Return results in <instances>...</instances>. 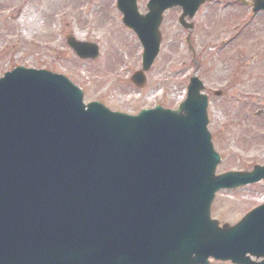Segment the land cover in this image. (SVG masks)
Listing matches in <instances>:
<instances>
[{"label":"water","instance_id":"95a60500","mask_svg":"<svg viewBox=\"0 0 264 264\" xmlns=\"http://www.w3.org/2000/svg\"><path fill=\"white\" fill-rule=\"evenodd\" d=\"M206 0H186L193 18ZM137 14L119 0L138 32L146 82L161 44L160 7ZM171 6V5H169ZM133 15H129V11ZM68 44L82 59L95 44ZM193 77L176 111L132 117L98 103L65 77L17 68L0 81V264H207L209 257L252 262L264 257V205L237 225L211 220L217 191L264 178V168L216 176L220 157L207 131L208 97Z\"/></svg>","mask_w":264,"mask_h":264},{"label":"rangeland","instance_id":"374dc122","mask_svg":"<svg viewBox=\"0 0 264 264\" xmlns=\"http://www.w3.org/2000/svg\"><path fill=\"white\" fill-rule=\"evenodd\" d=\"M147 2L139 0L142 14L148 11ZM115 4L116 0H0V78L17 66L46 69L67 76L82 89L85 103L99 101L112 111L136 115L158 104L176 109L197 72L210 97L208 128L222 159L217 173L264 165V19L237 34L241 26L235 9L203 7L192 20L191 52L188 31L178 24L181 11L167 12L159 28L160 54L139 89L130 77L141 69L142 47L133 31L123 26ZM67 34L79 42L96 43L100 57L80 61L66 43ZM216 91L223 95L216 96ZM262 203L264 182L223 191L213 203V216L233 225Z\"/></svg>","mask_w":264,"mask_h":264},{"label":"flooded vegetation","instance_id":"af4514ba","mask_svg":"<svg viewBox=\"0 0 264 264\" xmlns=\"http://www.w3.org/2000/svg\"><path fill=\"white\" fill-rule=\"evenodd\" d=\"M261 0H211L210 2L203 5L206 8L211 6H216L218 9L224 11V9H235L237 11V21L239 22L237 26H241L239 29L240 34H243L248 28H250L257 21L258 18L264 19V9H260L255 12L258 7H264V4L259 5ZM232 18L235 16L231 15ZM229 20V21H231ZM260 45H263V39H260Z\"/></svg>","mask_w":264,"mask_h":264}]
</instances>
